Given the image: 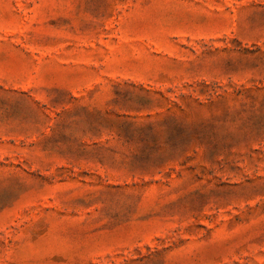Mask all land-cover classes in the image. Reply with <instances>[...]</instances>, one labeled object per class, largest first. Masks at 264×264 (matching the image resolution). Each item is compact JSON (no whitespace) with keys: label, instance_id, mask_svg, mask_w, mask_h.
Returning <instances> with one entry per match:
<instances>
[{"label":"rangeland","instance_id":"obj_1","mask_svg":"<svg viewBox=\"0 0 264 264\" xmlns=\"http://www.w3.org/2000/svg\"><path fill=\"white\" fill-rule=\"evenodd\" d=\"M0 264H264V0H0Z\"/></svg>","mask_w":264,"mask_h":264}]
</instances>
